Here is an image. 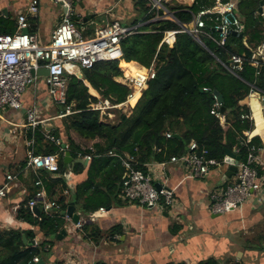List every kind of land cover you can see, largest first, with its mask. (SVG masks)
<instances>
[{
    "label": "trees",
    "instance_id": "16d2710c",
    "mask_svg": "<svg viewBox=\"0 0 264 264\" xmlns=\"http://www.w3.org/2000/svg\"><path fill=\"white\" fill-rule=\"evenodd\" d=\"M137 12L132 26L146 23L139 30L141 33L131 35L121 41V61L137 62L144 68H149L155 61L157 74L149 82L148 88L138 95L131 104L132 114H121L118 123L101 121L100 111L91 109V105L100 100H109L113 105L126 102L130 93L128 87L118 83L116 79L123 78L119 67L120 60L102 61L91 69L81 71V78L69 74L67 90V106L72 108V114L63 118V126L67 136L68 150L74 159L79 154L90 155V149H82L73 139L75 133L87 142L94 144V158L88 169V179L78 186L77 192L68 198H60V212L46 213L40 211L35 216L28 207L35 194L34 182L37 176L30 173L34 190L23 200L17 213V219L39 228L45 238L57 237L64 228L63 212L70 207L80 205L84 215H90L100 208H109L122 194L124 169L118 158H109V152H115L122 157L134 156L140 165L152 162H167L171 157H182L189 152L192 141L197 142L200 151L207 150L209 158L223 161L225 149L236 152L245 161L252 147L260 148L259 138L245 144V132L252 129L249 120L250 109L241 104L254 92L252 87L264 93V65L259 70L252 67L250 60L253 51L264 40V20L257 15L264 0L243 1L239 6L240 16L246 32L243 38L231 35L225 48L205 40L207 48L221 61L227 63L232 55L246 59L244 70L239 77L232 75L216 59L187 34H178L172 46L162 45L164 33L179 30V26L170 19L153 21L155 11L149 0H132ZM210 0H194L191 6L183 4L166 5L169 13L180 23L189 24L193 14L210 8ZM159 12V15H163ZM17 21L12 16L0 17V34H15ZM28 33H31L29 29ZM122 62L121 68L125 70ZM207 89V91H204ZM223 98L218 113L225 116L223 126L211 112L216 103L214 92ZM95 95H98L96 97ZM62 111H65L63 108ZM242 116L246 118H242ZM51 134L60 138V130H50ZM171 134V138L167 137ZM27 137H34V152L36 155H59L60 174H64L68 165L64 161L62 145L57 146L45 139V131L39 126L34 132L29 131ZM62 142H64L61 139ZM26 162L22 164L24 168ZM140 169L147 172L144 166ZM84 166L77 164L76 174L82 173ZM58 173V174H59ZM42 174V175H41ZM49 199L53 200L55 188L59 184L67 187L63 178H52L46 171L40 172ZM86 238L95 242L101 238L98 229L84 225ZM118 228L110 231L111 235ZM36 236L33 231L10 230L0 232V264H29L35 257H41V249H32ZM23 237L27 244H24ZM44 244V243H43ZM42 244V246H43ZM204 264H217L210 260Z\"/></svg>",
    "mask_w": 264,
    "mask_h": 264
},
{
    "label": "crops",
    "instance_id": "0c3cea01",
    "mask_svg": "<svg viewBox=\"0 0 264 264\" xmlns=\"http://www.w3.org/2000/svg\"><path fill=\"white\" fill-rule=\"evenodd\" d=\"M182 1L188 3L183 4L187 6L194 3V0ZM30 2L31 0H0V17L12 16L17 21L20 14H26ZM39 2L38 16L28 18L29 31L38 37L40 44L46 45L61 21L63 9L51 0ZM169 2L170 0L167 4ZM79 4L75 7V24L86 37L94 36L96 30L114 21L132 26L137 17L132 0H86ZM261 6H264V2ZM4 9L8 16L3 13ZM99 19L103 20L102 25L105 26L100 25L92 32L91 27ZM141 24L139 30L146 25ZM122 62L143 67L137 62L120 60L122 72ZM126 70L125 68L124 71ZM116 81L122 84V78ZM95 96L99 98L98 95ZM103 101L105 100L91 105V109ZM22 104L23 108L20 110L6 108L0 113V186L5 183L8 174H16L27 160V134L30 130L25 126L27 110L32 106H36L39 119L44 121L41 125L44 131L52 135L50 130L59 129L61 137L57 139H62L64 142L61 143L67 145L63 118L60 117L63 108L49 98L46 77L41 78L37 89L29 87L26 90ZM241 104L249 107V120L253 123L251 131L245 132L244 136L251 140L259 138L262 143L255 151L262 187L238 210L222 215L210 211L211 195L234 181V176L229 178L227 175L226 164L212 170L204 179H195L177 164L169 163L165 172L160 167L144 166L157 182L162 177L167 180V185L175 196L172 209L161 211L142 207L123 200L119 194L112 206L105 208V213H100L99 209L90 215H84L80 205L75 207V213L80 216L81 222L99 230L101 238L98 242L86 238L84 231H77L64 220L63 230L67 232V236L61 240L57 237L46 239L38 227L17 219L23 200L30 194V190H34L32 175L29 173L20 176L18 186L0 202V232L14 229L36 233L45 264H204L210 260H215L217 264H264V115L261 95L252 92ZM100 114L102 122L110 123L104 120L102 112ZM72 137L82 149H90L95 154L93 146L98 141L87 142L75 133ZM67 151L70 152L68 145L64 155ZM221 162L224 163V160ZM90 163L91 161L87 166L83 165L84 171L79 174L74 172L77 164L72 166L67 163L68 169L64 174H51L52 178H63L67 184V187H62L61 184L56 186L53 200L58 202L60 198L75 195L78 186L88 179L87 169ZM46 194L48 196L47 190ZM39 210L41 211L40 206ZM114 228L119 231L111 235L110 231Z\"/></svg>",
    "mask_w": 264,
    "mask_h": 264
},
{
    "label": "built area",
    "instance_id": "2783aa9c",
    "mask_svg": "<svg viewBox=\"0 0 264 264\" xmlns=\"http://www.w3.org/2000/svg\"><path fill=\"white\" fill-rule=\"evenodd\" d=\"M86 0H51L53 4L59 5L63 9L61 21L53 31L49 44L42 45L35 34L28 33V18L38 16L40 12L39 0H31L26 14H20L17 19V32L15 34H0V113L6 108L20 110L23 108L22 98L29 87L38 88L42 77L37 73L40 70H48L46 77L47 92L49 98L57 106L65 108L62 118L71 115L72 108L67 106V90L69 74H81L84 69H91L96 63L102 61L120 60L121 41L139 32L138 26H125L119 21L96 30L94 36L86 37L77 28L73 18L75 16V3H82ZM152 10L157 14L153 21L170 19L179 26V30L167 31L164 33L162 45L172 46L178 34H187L199 45L205 48L215 59L232 75L239 77V73L244 70V57L232 55L231 59L224 63L212 51H210L205 40L214 43L220 48H225L229 37L233 32L245 35L246 28L240 16L239 6L243 1L250 0H210L213 6L200 10L193 14L189 24H182L176 20L167 10L166 0H149ZM261 12L257 15L264 20V6L260 7ZM249 64L257 70L264 65V40L248 60ZM136 71V72H135ZM134 72L123 70L122 84L129 88L130 93L126 102L120 105H113L109 100L95 105L92 110L100 111L103 115L114 119L115 115L109 110L126 108L125 111L132 112L131 101L137 94L141 95L154 80L157 74V65L154 61L149 68L137 67ZM254 92L261 95L262 105L264 103V93L252 87ZM207 91V89H204ZM216 103L211 112L220 123H226L225 116L218 113L221 103L215 97ZM129 109V110H128ZM263 111V107H262ZM125 115L127 113L123 112ZM242 118H246L242 116ZM44 123L39 119V112L36 106L27 110L26 128L32 132ZM249 135V133H248ZM247 135V136H248ZM171 138V134H167ZM45 138L50 142L61 146L59 139L45 131ZM251 139L247 137L245 144H250ZM34 137L27 140V160L24 168L16 174H8L5 183L0 186V202L8 197L15 187L18 186L19 177L34 173L37 180L34 182L36 191L28 203V207L41 208L46 213L60 212L61 205L48 198L40 172L46 171L50 174H58L60 170L58 155H36L34 152ZM256 148L252 147L247 158L238 164V171L234 175V181L225 189H220L211 195L210 211L213 214L222 215L233 212L241 208L255 192L261 187L259 173L257 170ZM238 151H236V154ZM239 154V153H238ZM237 154V155H238ZM109 157L118 158L125 170L122 182L121 198L125 201L137 203L142 207L150 209H172L175 204L174 191L167 185V180L163 177L157 182L153 176L140 169L141 166L151 168L160 167L166 171L169 163L177 164L192 174L195 179L208 177L212 170L219 169L225 162L209 158L207 150H201L197 142L192 141L189 145V152L182 157H171L167 162H153L151 164L140 165L134 156L122 157L114 152L107 154ZM79 158L92 161L93 153L90 155H78ZM227 165V164H226ZM159 185V189L157 188ZM100 213H105V208H100ZM63 220L71 224L77 231L83 232L85 222L79 221L74 224L72 217L66 212ZM32 249L40 248V240L35 237L31 245ZM40 257H35L29 264L39 262ZM89 264H97L90 262Z\"/></svg>",
    "mask_w": 264,
    "mask_h": 264
},
{
    "label": "water",
    "instance_id": "95a60500",
    "mask_svg": "<svg viewBox=\"0 0 264 264\" xmlns=\"http://www.w3.org/2000/svg\"><path fill=\"white\" fill-rule=\"evenodd\" d=\"M261 11V10H260ZM3 13L7 15V10H3ZM233 36H237V33L236 32H233L232 33ZM239 38H243L244 35L243 34H240L238 35ZM40 77H47L49 72L48 70H40L38 71L37 73ZM79 77H82L81 75ZM214 96L217 98V100L220 102V103H223V98L222 96L219 94V92L215 91L214 92ZM263 107V115H264V103L262 105ZM62 149L65 151L67 150V145L66 144H62ZM242 156L240 155H237L235 152L233 151H230L228 149H225V158H224V162L228 165V177L231 178L233 177L237 171H238V164L239 162L242 160ZM64 161L65 163L67 164H71L72 166L76 165V164H82L84 166H87L88 162L87 160L85 159H77V160H74L73 157L71 156V153L70 152H66L65 155H64ZM157 188L159 189V185H157ZM33 213L36 215V216H39L40 215V210L39 208H33ZM76 212V209L75 207H70L68 210H67V215L72 217V220H73V223L74 224H78L79 221H80V216L75 213ZM67 236V232L65 230H62L61 233L57 236V239L58 240H61L63 239V237ZM23 240H24V244L26 245L27 244V241H26V238L23 237ZM39 262L38 263H35V264H45L43 259L40 257L39 258Z\"/></svg>",
    "mask_w": 264,
    "mask_h": 264
},
{
    "label": "rangeland",
    "instance_id": "374dc122",
    "mask_svg": "<svg viewBox=\"0 0 264 264\" xmlns=\"http://www.w3.org/2000/svg\"><path fill=\"white\" fill-rule=\"evenodd\" d=\"M169 0H166V2H168ZM176 3H179V4H188L182 0L180 1H177V0H170L169 4H176ZM80 4L79 3H75V7L79 6ZM27 12V11H26ZM102 17V16H100ZM73 21L75 22V19L73 18ZM103 23V20L102 19H99L97 20L96 24H93V26L91 27V31L94 32L100 25H102ZM76 25V24H75ZM102 26H105L104 24ZM133 107L134 105H131L130 108L132 109L133 111ZM126 108H122V109H112V110H109V112L113 113L115 115L114 119H111L109 118L108 116H104V120H107L108 122L110 123H118L119 122V116L121 114H124L123 112L127 113L128 115L127 116H130L132 114V112L130 111H125ZM129 110V109H128ZM225 125V124H224ZM223 125V126H224Z\"/></svg>",
    "mask_w": 264,
    "mask_h": 264
},
{
    "label": "bare ground",
    "instance_id": "6f19581e",
    "mask_svg": "<svg viewBox=\"0 0 264 264\" xmlns=\"http://www.w3.org/2000/svg\"><path fill=\"white\" fill-rule=\"evenodd\" d=\"M125 68L127 69V70H126L127 73H128V72H131V71L134 72L135 70H137V66L134 65V64H132V65H130V66H125ZM123 70H124V69H123ZM135 72H136V71H135ZM138 95H139V94H137V95L135 96L134 99H136ZM134 99H133V100H134ZM133 100H132V101H133ZM132 101H131V102H132Z\"/></svg>",
    "mask_w": 264,
    "mask_h": 264
}]
</instances>
